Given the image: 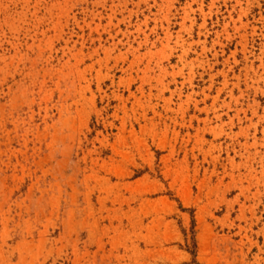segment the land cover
Masks as SVG:
<instances>
[{
  "label": "rangeland",
  "instance_id": "obj_1",
  "mask_svg": "<svg viewBox=\"0 0 264 264\" xmlns=\"http://www.w3.org/2000/svg\"><path fill=\"white\" fill-rule=\"evenodd\" d=\"M0 264H264V0H0Z\"/></svg>",
  "mask_w": 264,
  "mask_h": 264
},
{
  "label": "trees",
  "instance_id": "obj_2",
  "mask_svg": "<svg viewBox=\"0 0 264 264\" xmlns=\"http://www.w3.org/2000/svg\"><path fill=\"white\" fill-rule=\"evenodd\" d=\"M191 242H192V246H193V249L195 248V242H194V238L192 237L191 238ZM191 254L194 256V251H190Z\"/></svg>",
  "mask_w": 264,
  "mask_h": 264
}]
</instances>
